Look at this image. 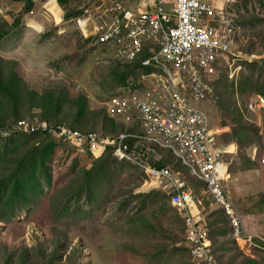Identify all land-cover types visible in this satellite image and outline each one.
<instances>
[{
  "label": "rangeland",
  "instance_id": "1",
  "mask_svg": "<svg viewBox=\"0 0 264 264\" xmlns=\"http://www.w3.org/2000/svg\"><path fill=\"white\" fill-rule=\"evenodd\" d=\"M50 1L0 0L2 77L9 82L17 71L29 90L43 95L40 105L33 106L29 97L16 107L0 90V264H194L183 220L164 183H153L109 156L95 160L58 142L46 153L43 140L5 133L46 119L118 135L123 128L105 106L128 82L141 81L147 73L116 60L80 32L75 19L87 0H55L48 8ZM225 7L230 25H215L234 27L232 54L211 80L213 97L198 105L209 127L218 128L220 140L234 150L227 158L226 186L239 232L202 199V184L173 156H158L170 159L202 199L200 212L218 264H264V111L256 125L244 108L252 94L264 97L259 91L264 86V0H231ZM55 90L68 93L63 106L50 103ZM36 154L37 161L44 159L37 165ZM18 175L27 185L16 186Z\"/></svg>",
  "mask_w": 264,
  "mask_h": 264
},
{
  "label": "built area",
  "instance_id": "2",
  "mask_svg": "<svg viewBox=\"0 0 264 264\" xmlns=\"http://www.w3.org/2000/svg\"><path fill=\"white\" fill-rule=\"evenodd\" d=\"M226 2L231 0H87L75 19L80 32L94 38L116 60L148 70L141 81L128 82L105 106L109 117L125 129L115 136H102L32 121L5 130L8 135H48L95 160L111 154L151 182L164 183L171 205L183 220L194 264H218L200 212L202 199L216 206L239 232L226 186L227 158L234 150L220 140L218 128L209 127L198 105L213 97L211 80L222 60L232 54L234 27L223 30L215 25L216 21L230 25ZM244 108L260 125L264 97L253 94ZM154 148L171 152L202 184V199L171 166L153 165Z\"/></svg>",
  "mask_w": 264,
  "mask_h": 264
},
{
  "label": "trees",
  "instance_id": "3",
  "mask_svg": "<svg viewBox=\"0 0 264 264\" xmlns=\"http://www.w3.org/2000/svg\"><path fill=\"white\" fill-rule=\"evenodd\" d=\"M4 63L5 60L0 57V90L2 91L1 94H7L9 96V99L13 102V104L17 107V106H21L23 105V100H25V98H32V101H34V103L32 104L33 106H37V105H40V104H37V102H40L42 101V97L43 95H40L38 94L36 91H33V90H29L25 83L20 79L19 77V74L18 72L16 71V73L11 77V80L9 82L5 81L4 80V77H2V72H1V68L4 66ZM13 65H17L16 63H11ZM135 66H138L139 67V64H133ZM132 65V66H133ZM145 71H148V70H145ZM262 75L264 74V69H262ZM124 88V87H123ZM259 91H261L262 93H264V86L262 85L260 88H259ZM65 95L63 92L62 94H59L56 90L55 91H51L50 92V96H49V99H50V103H55L57 105H61L63 106V102L64 100H66V97H68V93H66V97L63 96ZM253 95V94H252ZM251 95V96H252ZM114 96V95H113ZM249 96L248 99L251 97ZM247 99V100H248ZM3 101V99H2ZM1 101L0 99V106L3 105V102ZM80 103H82L83 105L80 107L82 110H85V103H86V99L81 97L79 99ZM40 107V106H39ZM113 120V119H112ZM39 121H45V122H48L49 124H54V125H64L74 131H80L82 133H85V134H88L89 132H84L82 130H79L77 128H73V127H70V126H67L63 123H53L49 120H46V119H42V120H39ZM114 122V120H113ZM4 124V121L3 120H0V127H2ZM123 130L125 129L124 127H122ZM22 135L24 136L25 138L27 139H32V138H36V139H40V140H43L44 142L47 143L46 146L43 147L44 151L46 153H49L50 151H52V147L54 146V144L56 143V140L48 135H41V134H35V135H31V136H28L27 134H24V133H13L11 134L10 136L12 135ZM65 145V144H63ZM67 146V145H66ZM68 147V146H67ZM162 152H166L168 153L169 155L173 156V154L167 150H162V149H159V148H154L153 151H151V157H152V163L154 166L156 167H165V166H170L172 163H171V160L168 159L167 157L163 158V157H159L158 154L162 153ZM33 155V154H32ZM161 155V154H160ZM107 156L112 157L111 154H108ZM37 154L32 158L33 162L37 165L40 161H44L43 160H40V161H37ZM173 158H175L173 156ZM115 160V159H114ZM175 160H177L175 158ZM118 162V161H117ZM179 162V161H177ZM124 164H127V165H130L128 163H124ZM180 164V163H179ZM131 166V165H130ZM181 166V165H180ZM133 167V166H132ZM172 167V166H171ZM135 168V167H134ZM137 169V168H136ZM138 170V169H137ZM27 181L23 178H21L19 175L17 176L16 178V186H19V185H27ZM16 194L18 192H15ZM223 216H225L227 219L228 217L226 215H224L222 213ZM229 223V221H228ZM184 224V223H183ZM185 229V228H184ZM188 249V247H187ZM188 252H189V249H188ZM190 255V253H189ZM191 258V257H190ZM192 260V259H191ZM194 263V262H193Z\"/></svg>",
  "mask_w": 264,
  "mask_h": 264
},
{
  "label": "bare ground",
  "instance_id": "4",
  "mask_svg": "<svg viewBox=\"0 0 264 264\" xmlns=\"http://www.w3.org/2000/svg\"><path fill=\"white\" fill-rule=\"evenodd\" d=\"M55 2H56L55 0H51V1L48 3L47 7H48V8H49V7H53L52 4H54ZM53 10H54L53 13L56 14V17L60 16L59 11H57V10H55V9H53Z\"/></svg>",
  "mask_w": 264,
  "mask_h": 264
},
{
  "label": "crops",
  "instance_id": "5",
  "mask_svg": "<svg viewBox=\"0 0 264 264\" xmlns=\"http://www.w3.org/2000/svg\"><path fill=\"white\" fill-rule=\"evenodd\" d=\"M234 148H235V146H234Z\"/></svg>",
  "mask_w": 264,
  "mask_h": 264
}]
</instances>
